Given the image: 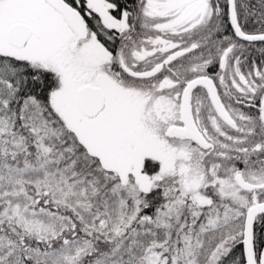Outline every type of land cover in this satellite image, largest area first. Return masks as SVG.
<instances>
[{
	"label": "snow or ice",
	"instance_id": "6c2138e0",
	"mask_svg": "<svg viewBox=\"0 0 264 264\" xmlns=\"http://www.w3.org/2000/svg\"><path fill=\"white\" fill-rule=\"evenodd\" d=\"M0 264H264V0H0Z\"/></svg>",
	"mask_w": 264,
	"mask_h": 264
}]
</instances>
